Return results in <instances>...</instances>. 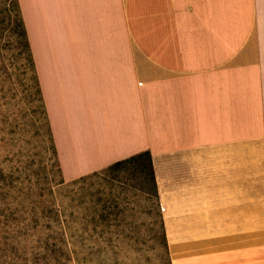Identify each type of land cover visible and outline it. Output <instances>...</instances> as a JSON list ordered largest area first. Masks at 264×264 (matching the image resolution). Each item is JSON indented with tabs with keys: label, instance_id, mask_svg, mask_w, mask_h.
<instances>
[{
	"label": "crops",
	"instance_id": "1",
	"mask_svg": "<svg viewBox=\"0 0 264 264\" xmlns=\"http://www.w3.org/2000/svg\"><path fill=\"white\" fill-rule=\"evenodd\" d=\"M64 181L149 151L171 264H264V0H17Z\"/></svg>",
	"mask_w": 264,
	"mask_h": 264
},
{
	"label": "rangeland",
	"instance_id": "2",
	"mask_svg": "<svg viewBox=\"0 0 264 264\" xmlns=\"http://www.w3.org/2000/svg\"><path fill=\"white\" fill-rule=\"evenodd\" d=\"M16 23L0 0V264H167L143 174L127 166L62 179Z\"/></svg>",
	"mask_w": 264,
	"mask_h": 264
},
{
	"label": "trees",
	"instance_id": "3",
	"mask_svg": "<svg viewBox=\"0 0 264 264\" xmlns=\"http://www.w3.org/2000/svg\"><path fill=\"white\" fill-rule=\"evenodd\" d=\"M7 1H10L12 6H14L16 9V12H17V23H16V25L18 28V35L20 36V38L23 41L25 51H26L27 61H28L29 65L31 66V68L34 72L37 90L40 94V88L37 85L36 75H35V71H34L33 59H32V55L30 52L29 45H28L27 37H26V29H25V26H24V23H23V20L21 17V13H20V9H19L17 0H3V2H7ZM40 97L42 99L41 94H40ZM47 123H48V120H47ZM48 128H49V125H48ZM49 133H50V130H49ZM50 136H51V134H50ZM51 140H52V137H51ZM52 147H53V150L55 152L53 142H52ZM55 154H56V152H55ZM127 166L132 168L134 171L143 174L146 177V179L149 180V182L151 183L152 197L155 201L156 206H158V208L160 209V211H158V216L160 219V225H161V231H162V241H163V246H164L165 253H166L167 264H171L170 256H169V252H168L167 240H166V233H165L162 214H161V208H160V204H159V200H158L157 186H156L155 176H154V168H153V163H152L150 152L149 151H143L140 153H136V154L131 155L125 159L118 160V161L108 165L105 168L108 170H115V169L127 167ZM103 169H101V170H103ZM96 172H93V173H96ZM87 175H89V174H87ZM85 176L86 175L81 176L77 179L83 178Z\"/></svg>",
	"mask_w": 264,
	"mask_h": 264
}]
</instances>
